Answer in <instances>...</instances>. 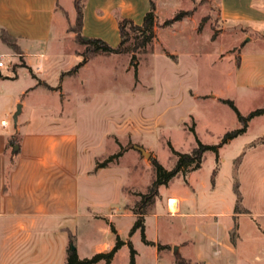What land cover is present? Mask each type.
<instances>
[{"label":"rangeland","instance_id":"rangeland-1","mask_svg":"<svg viewBox=\"0 0 264 264\" xmlns=\"http://www.w3.org/2000/svg\"><path fill=\"white\" fill-rule=\"evenodd\" d=\"M154 1L159 23L157 38L137 55V67L129 54H99L78 73L63 77L70 78L63 86L65 94L61 100L69 106L64 112L53 98L33 99V107L25 109L19 121L28 115L34 121L39 116L37 104L48 101V109H53L48 114L62 118L64 125L79 135L81 168L89 171V175L82 173L80 178L82 212L89 216L80 219L75 241L81 255L90 256L100 244L113 239L109 220H114L126 235L128 219L109 216L121 214L124 209L133 212L141 200L138 194L148 193L156 176L152 157L170 171L177 164L176 153H190L201 142L219 146L218 152H205L198 170L178 173L168 184L160 186L154 202L146 208L147 213L160 210L161 199L173 194L183 200L188 211L203 213L211 206L222 209L234 205V187L239 184L244 204L253 214L242 220L246 225L252 224L256 234L254 239L243 240L247 236L245 230H241L240 237L235 227L231 237L239 253L252 254L257 246H262L258 256L264 264V114L252 118L245 132L223 144L226 132L244 125L230 105L222 102L234 101L242 116L264 108V92L241 93L234 82L242 44L262 51L264 41L254 43L260 35L227 26L220 0ZM184 10L192 11L188 21L162 26ZM62 44L54 53L57 60L53 64L31 58L30 67L21 66L23 56L0 46V53L5 55L0 78H19L13 85L25 89L37 76L62 78L64 72L82 61L77 55L84 51L74 37H64ZM48 68L50 75L45 77ZM18 105L23 104L16 105L14 114ZM14 114L9 120L11 125H15ZM134 146L151 153L150 158ZM9 148L11 152L13 147ZM121 151V157L107 162ZM106 162L107 167H98ZM154 220L145 217L144 222L152 239L158 233ZM201 220L171 215L161 218V241L171 243L174 252L179 242L193 237V224ZM243 221L241 227L245 229ZM142 242L139 230L134 238V247L141 254L137 264L150 261ZM129 253L130 249L120 253L114 264H128Z\"/></svg>","mask_w":264,"mask_h":264},{"label":"crops","instance_id":"crops-1","mask_svg":"<svg viewBox=\"0 0 264 264\" xmlns=\"http://www.w3.org/2000/svg\"><path fill=\"white\" fill-rule=\"evenodd\" d=\"M220 1L222 19L227 26L241 27L260 35L254 43L264 41V0ZM83 2V34L102 38L113 46L120 42L121 17L132 19L140 25L150 10V0ZM75 18V0H0V36L5 32L14 38L27 67L31 66V58L45 59L46 63L51 64L57 60L54 53L63 46L64 37H74L68 31V25L69 22L74 24ZM188 19L190 16L170 26L182 25ZM155 32L157 38L158 27ZM0 46L8 51L11 49L1 38ZM49 71L48 68L45 77L50 75ZM18 79L0 78V264H65L69 234L74 235L76 241L80 219L88 216L82 212L80 178L82 173L89 175V171L81 168L79 135L74 129L67 128L62 118L48 114L53 110L48 109V101L37 104L39 116L34 121L29 115L22 122L19 119L25 109L31 110L33 105L30 101L33 99L53 98L61 112H64L69 106L61 100L65 94L63 86L70 78L37 76L32 78L34 83L26 89L13 85ZM53 81L56 83L53 84ZM234 82L235 89L241 93L264 92V50L253 51L242 44ZM18 103L23 104L21 113L15 125H11L9 120ZM11 140L15 145L10 152ZM16 146H19L17 151ZM173 200L176 201V211H171ZM244 203L243 196L247 213L235 215L236 201L234 205L229 204L222 209L211 206L200 213L186 210L183 200L175 194L164 196L160 210L145 216L155 219L158 230L152 239L147 235L145 225L146 240L150 244L143 241L142 249L150 254L147 264H178L179 259L203 264H261L263 259L258 255L263 251L262 246H257L252 254L247 251L239 253L237 243L232 241L231 231L235 227L239 236L241 230H245L247 236L243 240L254 239L256 234V228L252 224L246 225L242 220L253 215ZM167 215L181 219H203L193 224L191 239L178 243L177 254L171 249L173 245L161 241L159 235L160 220ZM109 217L128 219L126 235H123L114 220H109L107 223L113 239L110 237L107 242L100 244L90 256L81 255L79 247H76L79 258L83 260L97 253L109 252L116 238L113 227L126 244L110 264H114L120 253L129 251V243L136 251L137 264L141 254L134 247V238L139 230L130 236L136 215L124 209L123 213L110 214ZM240 221H243L245 229L241 227Z\"/></svg>","mask_w":264,"mask_h":264},{"label":"trees","instance_id":"trees-1","mask_svg":"<svg viewBox=\"0 0 264 264\" xmlns=\"http://www.w3.org/2000/svg\"><path fill=\"white\" fill-rule=\"evenodd\" d=\"M76 7V18L72 26L69 27L68 31L74 34V40L77 44L84 47V51L80 56L82 61L71 68L69 71L64 72L61 77L72 76L79 72L81 67L86 65L93 57L99 54L105 55H121L129 54L131 56V63L137 67V55L147 49V47L155 40L156 38V27L159 26L158 23V13L157 6L154 0H150V10L145 14L143 22L138 25L132 19L121 17L119 19V36L120 42L117 46H111L108 42L102 38L97 37H87L83 34V23H84V2L83 0H75ZM192 11H181L177 13L173 18L164 21L162 24L163 27H168L173 23L182 20L186 16H190ZM1 40L9 46L15 53L19 54L22 57V53L18 45L16 44L14 38L8 35L5 32H2L0 36ZM22 60V58H21ZM21 66H26L22 62ZM223 103L229 104L230 107L235 111L240 122L244 125L243 128L226 132L223 136V144L227 143L231 139L235 138L239 134L245 132L248 122L259 115L264 114V108L257 109L251 112L248 116H242L235 106L234 101L232 100H222ZM264 139L261 141L263 142ZM15 143L11 140L9 142V147H13ZM219 146H208L201 142H198V146L193 149L190 153H176L178 157L177 164L174 169L167 170L163 165L154 157L151 158V164L155 170L156 176L152 184L148 187L147 194H138L141 197V200L138 203V206L133 213L136 215V221L130 231V236H132L137 230L141 231L142 240L150 244L146 240L145 236V216L148 214L146 208L148 205H151L154 202V198L158 193V189L162 185L168 184V182L178 173L188 174L195 170H198L201 167L202 159L207 151L218 152ZM17 153V152H16ZM123 155V152H119L114 156H111L107 162L112 161L113 159L119 158ZM107 162L98 166L99 168L107 167ZM216 175V170L213 173L212 182L214 184V178ZM236 195V204L234 208L235 215L247 213V210L243 206V195L240 192V186L237 184L234 187ZM114 232L115 244L113 248L106 253H97L91 258H86L81 260L78 256L76 245H75V236L69 234V245L67 247V254L65 264H96L100 261H105L106 264H110L116 253L126 244L124 240ZM234 242V238H232ZM130 247V262L129 264H135V255L136 251L133 249L132 245L129 243ZM162 247V246H160ZM167 247V246H166ZM178 264H203V263H191L183 259L178 260Z\"/></svg>","mask_w":264,"mask_h":264},{"label":"water","instance_id":"water-1","mask_svg":"<svg viewBox=\"0 0 264 264\" xmlns=\"http://www.w3.org/2000/svg\"><path fill=\"white\" fill-rule=\"evenodd\" d=\"M20 113H21V105H18L17 111L14 116V120H17V117L20 115ZM134 148L139 150L147 159L150 158L151 153H147L142 147L134 146ZM18 149H19V146H16L15 151H17ZM174 252L176 254L178 253V246L174 248Z\"/></svg>","mask_w":264,"mask_h":264},{"label":"built area","instance_id":"built-area-1","mask_svg":"<svg viewBox=\"0 0 264 264\" xmlns=\"http://www.w3.org/2000/svg\"><path fill=\"white\" fill-rule=\"evenodd\" d=\"M5 66V55L0 54V69ZM3 125H6L5 121H2Z\"/></svg>","mask_w":264,"mask_h":264},{"label":"bare ground","instance_id":"bare-ground-1","mask_svg":"<svg viewBox=\"0 0 264 264\" xmlns=\"http://www.w3.org/2000/svg\"><path fill=\"white\" fill-rule=\"evenodd\" d=\"M171 209L172 211H176L177 210V206H176V201H171Z\"/></svg>","mask_w":264,"mask_h":264}]
</instances>
